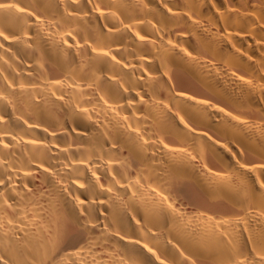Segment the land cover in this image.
Returning <instances> with one entry per match:
<instances>
[{"label": "bare ground", "instance_id": "6f19581e", "mask_svg": "<svg viewBox=\"0 0 264 264\" xmlns=\"http://www.w3.org/2000/svg\"><path fill=\"white\" fill-rule=\"evenodd\" d=\"M0 264H264V0H0Z\"/></svg>", "mask_w": 264, "mask_h": 264}]
</instances>
